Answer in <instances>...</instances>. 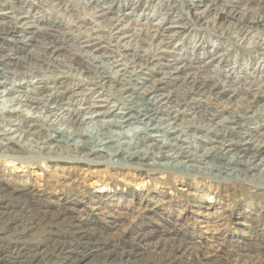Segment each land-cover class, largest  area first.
Listing matches in <instances>:
<instances>
[{"label":"rangeland","instance_id":"obj_1","mask_svg":"<svg viewBox=\"0 0 264 264\" xmlns=\"http://www.w3.org/2000/svg\"><path fill=\"white\" fill-rule=\"evenodd\" d=\"M66 1L68 0L34 1L37 5L32 4L33 0L8 1L9 3L0 1V22L14 21L10 18L11 13H9L12 11V6L25 10L27 18L29 17L27 20L30 21L28 28H21L17 36L13 37L24 41L21 48L14 51L9 48L14 46L12 41H5L2 44L3 48H0V56H2L0 58L2 59L0 61L6 63L0 67L3 69L2 71L15 73L14 76L21 82L26 81L29 73L23 69L19 70L20 68L15 63L19 57L27 56L28 52L38 51L40 42L29 39L32 33L40 35L50 31L53 35L66 40L62 44L63 46L66 44L73 47L80 46V43L74 42L72 39L78 35V31L75 29L61 27L55 31L49 26L48 21L38 22L37 20L42 15L50 16L44 10L47 12L50 11V8H54L56 11L60 10ZM124 1L128 3L125 6L123 5ZM175 1V4H170L167 3V0H137V2L136 0H120L115 6L109 8V0H73L74 3L87 2L88 5L81 4V6L92 7V22L87 21L86 27L109 26L110 23H113L119 31L115 35L123 37L122 40L113 41L109 46L107 42L100 41L98 45L94 44L85 48L95 55H104L105 57L102 58L107 60L108 64L109 56L110 59L116 57L121 61L127 59V56L121 57L124 51L116 45V42L121 41L124 44L131 40L128 37L131 34L130 28L136 29L139 25L143 27L159 25L160 37L169 36L171 41L165 48L167 58L160 67L150 65L148 69H143V76L147 77L146 84L148 85L150 79L160 78L163 80L165 84H162V89L159 90L162 94L178 90L181 87L180 78L183 73L182 71L175 72V67L187 63L204 66L208 74L215 76L223 86L225 85L228 95L210 101V103H214L215 109L222 117L227 115L226 110L235 102V97L230 95L231 91L245 84L254 86L253 88H256L260 95L254 107L248 111V117L243 124L253 136L251 141L260 139L264 135V53L254 49L256 39L252 36L257 32L264 33V14L257 16V19L260 20L259 24L250 25V29L242 24L239 26L247 29V32H251L246 35L247 39L240 40L241 38L233 32L232 28L233 24H238L239 21L228 14L222 13L217 16L213 12H207V1L194 7H188L186 0ZM247 1L253 9L259 3V0ZM1 3L4 4L1 5ZM199 15L202 17L199 18ZM249 15L253 16L252 13ZM66 17L73 18L70 13H66ZM117 18L123 19L116 21ZM52 19L58 20L54 17ZM100 34L108 37L104 32ZM160 37L153 40L156 45H158ZM145 41V43L136 42L141 47L150 49V45L146 44L150 42V39H145ZM91 42L93 43V41L88 43L92 44ZM100 45L107 46L108 49L100 47ZM66 51L60 49L58 51L59 58L64 57ZM113 68L116 69V67ZM230 69L232 71L228 73ZM53 72L62 81L61 87L58 89L59 97L62 99V110L44 111L38 103L24 100L26 97L30 99L46 98L52 91L48 87L50 84L46 86L34 84V81L30 79L33 81L32 83H23L16 86L11 93L5 95L3 92L0 95L1 101L12 97V101L10 104L6 103L5 108L17 106L21 110V112L18 110L19 115L23 113L22 115L25 116L22 118L17 115L16 118L0 113V133L3 132V129H16L20 126L22 135L25 134L28 139H34L35 135L41 133L40 129L27 128L20 125L19 122L21 118L28 119V117L38 115H42L47 124L53 123L60 130L72 131L80 128L81 122L84 121L83 116L89 117L98 110H105L108 105L113 103L112 100L109 103L99 100L103 96H108L104 90L105 87L95 88L89 94L82 96L79 94L81 89L91 87L88 85L87 79L84 80L78 76L68 77L61 70ZM227 74L230 76L227 77ZM175 77L177 78L175 79ZM225 80H231V82H225ZM18 95L22 97L20 105L18 100H14ZM197 98L203 105L209 99L206 96H197ZM91 104H104L105 106L92 109L83 108ZM0 107L4 108L1 104ZM197 108L180 114L179 119L175 120L176 123H180L181 119H190L193 111L197 112L202 109L200 104L197 105ZM66 109L77 113L79 111V114L74 118L75 124L61 120L60 114L69 112ZM54 113L57 115L59 113V118ZM111 117L98 115L93 118L94 120H107ZM171 120L175 122L173 119L169 121ZM137 125L141 126L138 123ZM188 132L192 134L194 131L189 130ZM19 133L18 131L12 135L16 137ZM201 134H206L210 139L217 138L215 134L204 130L195 132L194 135ZM25 141L26 149L15 147L17 152L14 153L15 156L24 158L15 161H10L6 157L0 158V179L10 183L16 180L24 181L26 189L41 194L38 197L39 210H45L48 215L58 213L61 210L56 202L65 201L67 198L69 199L68 205H74L77 212H93L90 207L96 203L110 204L108 209L113 205L120 212H115L117 215L109 218L111 219L109 222L100 216L93 215L94 220L91 221L90 226L86 225L94 236V241L91 243L70 234L68 227L58 226L56 230L52 228L51 230L54 231H51L50 234H47V230L33 228L27 232L23 238L24 242L17 249L19 258L40 250L44 245L51 244V239L54 238L68 242L75 250L83 249L90 252L86 261L91 257L89 261H92L93 264H108L94 260L93 255L99 250L115 249L119 251L118 247L129 245L135 241L137 236H142L145 237V240L136 248L137 252L142 255H151L155 252L166 253L172 250L177 256V262H180L186 261L194 252H201L204 254V264H229L231 262L264 264V189H259V182L246 183L240 190L230 184H221L223 189H217L207 179L194 178L193 183L189 186L176 178L173 180L174 183L168 184L165 174L160 172H149L147 175H143L130 168L116 170L102 164L93 165L71 161L41 160L39 164V162H34L35 159L32 157L35 156L37 149L29 140ZM188 141L193 145L189 149L197 154L217 150V144L214 142H202L194 138H190ZM207 149L210 150L207 151ZM132 150L135 148L130 149V151ZM2 151L6 152V149L3 148L0 152ZM43 154L46 152L42 151L41 155ZM230 154H227L228 158H230ZM251 166L256 172L264 173V157L252 160ZM238 167L242 168V165H238ZM72 184L78 185L81 189L74 188L75 190H72ZM143 207H145L144 211ZM221 216L225 217V220L219 226L220 230L217 235L219 239L215 242L212 232L205 228V224H213ZM112 220L115 223L110 222ZM118 241L121 242L116 247L115 244H118ZM198 244L202 246L199 247ZM11 245L12 243L8 240L0 242V251L10 250ZM95 247L100 248L95 249ZM171 247L172 249H170ZM129 257L139 258L132 254H129Z\"/></svg>","mask_w":264,"mask_h":264},{"label":"bare ground","instance_id":"obj_2","mask_svg":"<svg viewBox=\"0 0 264 264\" xmlns=\"http://www.w3.org/2000/svg\"><path fill=\"white\" fill-rule=\"evenodd\" d=\"M3 1L17 2L20 0ZM34 1L38 2V0L32 2L37 5ZM119 1L109 0V8L115 6ZM187 1L188 7H194L207 1V12H213L217 16L224 13L235 18L239 23L233 24L232 28L233 32L241 38L240 40L247 39L246 35L249 32L239 26L242 24L250 29V25L259 24L260 20L257 19V16L264 14V0H259L255 9L249 5L247 0ZM167 3L175 4L176 1L167 0ZM3 4L1 3V5ZM81 4L88 5L87 2L74 3L73 0H68L61 7L62 11L50 8L49 12L44 10L50 15L47 16L49 18L45 15L37 18L38 22L48 21L49 26L55 31L61 27L75 29L78 31V35L72 39L74 42L80 43V46L73 47L69 44L63 46L62 44L66 40L53 35L50 31L40 35L32 33L29 39L40 42L38 51L28 52L27 56L19 57L15 63L20 68L19 70L23 69L29 73L26 81L21 82L14 76L15 73L2 71L1 68L0 88L2 90H0V95L3 92L5 95L11 93L16 86L23 83L34 81V84L43 86L50 84L48 87L52 91L46 98L30 99L26 97L24 100L38 103L44 111L62 110V99L59 97L58 91L62 81L53 72L61 70L68 77L78 76V78L88 80V85L91 87L81 89L79 94L82 96L103 86L102 88L105 87L104 90L108 96H103L99 100L108 103L112 100L113 103L108 105L105 110H98L89 117L83 116L84 121L81 122L80 128L68 131L60 130L53 123L47 124L42 115L22 119L25 116L22 115L23 113L19 115L18 110L20 109L17 106L5 108L6 103L10 104L12 101V97L5 98L4 101L0 100V104L4 106V108L0 107V113L16 118L19 115L22 117L20 125L27 128L36 127L41 131L40 134L35 135L34 139H28L25 134L22 135L20 126L16 129H3V132L0 133V151L5 148L6 152H4L5 150L0 152V158L6 157L10 161L21 160L24 157L14 155L17 152L15 147L26 149L25 140H29L37 149L35 156L32 157L35 159L34 162H39V164L41 160L71 161L93 165L102 164L116 170L130 168L143 175H147L149 172H160L165 174L168 184L174 183L173 180L176 178L189 186L193 183L194 178L207 179L217 189H223L221 184H230L240 190L246 183L259 182V189L263 190L264 173L256 172L251 166V161L264 157V135L260 139L251 141L253 136L243 124L248 117V111L254 107L259 98L260 94L256 88L245 84L231 91L230 95L235 97V102L226 110L227 115L222 117L215 109L214 103L212 104L210 101L228 95L225 85L223 86L215 76L208 74L204 66L187 63L175 67V72L182 71L183 73L180 78L181 87L178 90L162 94L159 90L162 89L161 85L165 82L163 83V80L157 78L150 79L149 85L146 84L147 77L143 76V69H148L150 65L160 67L163 64L167 58L165 48L171 42L170 37H160L159 25L155 27L139 25L136 29L130 28L131 34L128 37L131 40L124 44L121 41L116 42V45L124 51L121 57L127 56V59L121 61L116 57L110 59L109 56V65L107 60L102 58L105 57L104 55H95L85 48L94 44L98 45L100 41L107 42L109 46L113 41L122 40L123 37L115 35L119 31L113 23H110L109 26L86 27L87 21L92 22V7L88 8L89 6L85 7ZM127 4L126 1L123 2L124 6ZM11 9L10 18L14 21L0 22V48H3L2 44L5 41H12L14 46L9 48L14 51L21 48L24 41L13 37L17 36L21 28H28L30 21L27 20L29 17L27 18L26 12L22 8L12 6ZM15 12L18 14H14ZM66 13H70L73 18L66 17ZM249 13H252L253 16H248ZM52 17L58 20H53ZM200 17L202 16L199 15ZM122 19L117 18L116 21ZM101 32H104L108 37L100 34ZM158 37L160 38L156 45L153 40ZM252 37L256 39L254 49L263 54L264 33L257 32ZM145 39H150V42L146 43L150 45V49H145L136 42L145 43ZM90 41L93 43L89 44ZM100 47L106 48L107 46L100 45ZM60 49L67 50L66 55L61 58H59L58 52ZM5 64L0 61V67ZM231 71L232 69L228 73ZM226 81L231 82V80ZM197 96H206L209 99L203 105ZM14 100H18L20 105L22 97L18 95ZM198 104L202 107L200 111H193L190 119H181L180 123H176L180 114H185L189 109H198ZM102 106L105 105L91 104L83 108L92 109ZM59 113L58 115L54 113V115L57 117L61 115V120L75 124L74 118L79 114V111L78 113L69 111L60 115ZM98 115L112 117L107 120H94L93 117ZM170 119L176 121H169ZM189 130L194 132L189 134ZM203 130L215 134L217 138H207L206 134L194 135L195 132ZM18 131L19 135L14 137L12 134ZM190 138L199 139L202 142H214L217 144V150L197 154L189 149L193 146L188 141ZM23 141L25 143L22 144ZM131 148H135V150L130 151ZM209 150L207 149V151ZM42 151H45L46 154L41 155ZM229 153H231L230 158L227 157ZM232 158L234 159L232 160ZM238 165H242V168ZM72 186V190H75L74 188L81 189L78 185L72 184ZM33 192L26 189L24 181L16 180L10 183L0 179V201L3 202H0V242L8 240L12 243L10 250L0 251V264H93L92 261H89L91 257L86 261L90 252L83 249L75 250L68 242L54 238L51 239V244L44 245L40 250L24 255L23 258H19L17 249L24 242L23 238L27 232L33 228L47 230V234H50L51 231H54L51 230L52 228L56 230L58 226L68 227L70 234L91 243L94 241V236L86 225L94 220L93 215L100 216L109 222L111 220L109 218L115 217L116 213L120 211H117L113 205L108 209L110 204L96 203L90 207L93 212H77L74 205H68L69 199L65 198V201L62 199V202H56L61 211L48 215L45 210L38 208V197L41 194ZM107 198L110 197L107 196ZM142 210L144 211L145 207ZM224 220L225 217L221 216L216 219L215 223L205 224V228L212 232L215 242L219 239L217 236L220 230L219 226ZM110 222L115 223L114 220ZM144 240L145 237L137 236L134 242L123 247H118L121 242L118 241L119 243L115 245L120 249L119 251L114 248V250H99L98 253H94V260L108 264H204V254L201 252H194L186 261L180 262H177V256L172 250L166 253L155 252L151 255H142L137 252L136 248ZM198 246L202 245L198 244ZM99 248L95 247V249ZM129 254L139 258H130ZM229 264H237V262Z\"/></svg>","mask_w":264,"mask_h":264}]
</instances>
